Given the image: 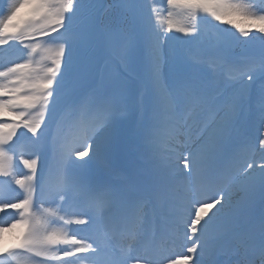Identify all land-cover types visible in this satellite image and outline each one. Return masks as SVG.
Listing matches in <instances>:
<instances>
[{
	"label": "snow or ice",
	"instance_id": "snow-or-ice-1",
	"mask_svg": "<svg viewBox=\"0 0 264 264\" xmlns=\"http://www.w3.org/2000/svg\"><path fill=\"white\" fill-rule=\"evenodd\" d=\"M0 3L5 5L0 10V46L18 44L29 49V55L45 53L39 65L28 59L0 70V176L14 177L13 155L21 138L38 149L41 138H46L53 167L59 165L60 172L57 191L47 193V178L37 174L39 157L20 161L28 169L23 178L15 179L23 195L19 202L0 205V212L11 208L18 218L0 226V235L21 226L27 231L14 249L0 247L4 256L0 264H10L8 258H15L19 251L42 258L39 264H77L89 255L106 257L99 264H141V260L143 264H181L179 258L162 253L122 257L103 243L92 247L65 231L74 222L105 234L129 233L144 218L150 200L173 199L169 189L176 179L171 173L177 152L184 159V176L199 170L216 189L206 200L189 201L193 210L185 227L195 240L187 252L195 256L198 247L202 253L207 251L196 264H264V159L258 175L253 174L256 162L247 160L240 166L242 151L233 146L237 122L258 99V139L264 150V57L235 64L230 29L219 28L227 24L246 41L264 43V0H166L163 33L157 28L155 11L147 20L133 16L108 23L86 0ZM118 6L130 7L127 0H119ZM178 11L192 22L175 28L187 37L201 34L197 22L202 16L211 18L207 23L219 33L213 55L181 61L174 51L165 50L171 39L165 33L173 31L172 18ZM231 17L249 23L242 27ZM118 41L122 42L118 45ZM53 43L58 45L55 50L42 48ZM113 55L118 58L117 73L100 74V60ZM222 67L229 72L240 68L243 79L221 74ZM141 88L145 99L133 103ZM132 111L139 120L129 127L126 121ZM20 129L25 131L17 136ZM181 149L188 152L187 157ZM116 161L127 166V174L118 172ZM114 175H120L119 182L112 179ZM38 191L37 211L45 195L59 202L58 210L33 215ZM236 193L244 197L239 206L233 203ZM74 202L86 203L93 214L87 219H65L60 213ZM213 208L216 211L208 216ZM163 215L179 219L178 207H166Z\"/></svg>",
	"mask_w": 264,
	"mask_h": 264
},
{
	"label": "rangeland",
	"instance_id": "rangeland-1",
	"mask_svg": "<svg viewBox=\"0 0 264 264\" xmlns=\"http://www.w3.org/2000/svg\"><path fill=\"white\" fill-rule=\"evenodd\" d=\"M136 3H137L138 14H140L143 20H147L149 16L153 14V11H155L157 28L163 33L166 27L167 19H168L167 11L165 10L166 0H136ZM4 8H5V5L3 4L0 7V10H3ZM204 18L206 21L211 20L210 17H204ZM172 19H173V31L170 33H165V35L171 37V39H169L167 41V44L165 45V50L174 51L178 59H180L181 61H186L187 59L185 58V51H186L185 48L188 44H190L192 40H194V38L187 37V36H184L183 33L176 32L175 28L189 25V22L187 21V16L179 11L174 14ZM219 28L225 29L221 25H219ZM211 30L214 33V37L212 38L211 43L205 44L207 45V51H205L204 53H207V54H210V53L214 54L215 50L213 48V44L217 40L218 35H219V33H217L215 28L211 27ZM228 36L231 40V56L233 57L235 64L243 65L246 62L260 60L262 57H264V43H262L259 39L248 40L247 48H245L244 51L241 53H236L235 46L237 44L238 38L240 37V33L238 32V30H230L228 32ZM121 42L122 41H118V43H121ZM57 46L58 45L53 43L43 48H51L55 50ZM256 47H258V49L260 50H257ZM19 49H20V45H18L14 51H19ZM14 51L9 52L8 56L5 57L4 62H0V70H3L7 66H10L11 64L15 62H24L27 60V57H23V59L21 60H15ZM107 58L108 60H110L109 56H107ZM236 58H237V61H236ZM232 70L235 71V68ZM112 75L114 74L112 73ZM252 110H253L252 113H247L245 117L243 118L242 127L237 132L235 143L233 146L236 148H240L243 142L248 141L252 144V140H254L255 144L250 145L247 149L249 150V153L251 155V157L249 156V160H253L256 162V167L252 169L251 171L252 173H255V172L259 173V164L262 161V159H264V150L260 148L259 139H258L259 136L261 135L260 114H259V103L258 102L253 101ZM250 128H251V131H250ZM20 130H18V132H20ZM196 131L197 130L194 128L193 135H195ZM181 150L184 151V156L186 157L188 152L183 149ZM173 156H174V159H172V172L179 171L181 175L183 171H186L183 168L184 159L182 158L179 159L178 156H176L175 154ZM84 159H88V157H85ZM78 162L82 163L83 161H78ZM14 165L15 164H13V168L11 169L14 173V177H7L6 182L0 185V205H3L4 203L10 204L13 202H19L21 196L23 195V189H21L19 185L15 183V179L20 178V177ZM201 176H202L201 172L196 176L195 174H193V170H192L191 176H187L186 179L190 181L192 185H194L195 180ZM118 181L119 180L117 179V182ZM184 182H186L185 179H184ZM52 185H53V179H51L48 182L47 188L50 189ZM57 189H58L57 185H55L54 188H52L54 192L57 191ZM240 194L241 193H236L234 194V196L238 197V195ZM236 199L233 201V203L236 201ZM47 203H48L47 200H44L42 204L40 205V207H38V211L36 210L37 208L34 209V212L37 216H44L50 211L58 210L59 202L53 203V200L51 199V203L50 204H47ZM70 213H75V215H68ZM62 214H65L67 218H70L73 221H75V219L77 218L87 219L90 215L93 214V212L90 206L87 205L86 203L74 202V203L67 205V212L66 213L61 212L60 215ZM186 216L189 219L190 214L187 213ZM17 218H18V213H16L14 209L6 208L3 212H0V226H4L8 224L10 221H14ZM91 228L96 230L97 233L101 232V231H98L96 227L94 226H92ZM26 231L27 229L21 226V227L11 230L10 232H4L2 235H0V247H3L10 241L21 239L22 234L25 233ZM65 231H66V234L70 237L71 232L66 229ZM106 237H107L106 234L102 235L101 238L96 239L93 242V244H91V246L96 247L98 244H101V243L106 245V243L102 242V239ZM75 238L79 239L78 237H75ZM79 240H82L86 245L89 243L84 238V236H82L81 239ZM192 244L193 242L191 243V245ZM107 246L109 247V244ZM188 256L189 258H187L186 260L187 264H196L197 258L203 259L205 257V253L204 252L202 253L201 248L198 247L197 253L195 254V256L191 253H189ZM191 257H193L194 259H192ZM8 259L10 261V264H39L38 261H35L31 259L30 257L22 255V254H18L15 258H8ZM72 259H75V258H72ZM101 259H104V257L86 258V259L79 260L77 264H99V261ZM45 264H51V263H45ZM53 264H57V262Z\"/></svg>",
	"mask_w": 264,
	"mask_h": 264
},
{
	"label": "bare ground",
	"instance_id": "bare-ground-1",
	"mask_svg": "<svg viewBox=\"0 0 264 264\" xmlns=\"http://www.w3.org/2000/svg\"><path fill=\"white\" fill-rule=\"evenodd\" d=\"M244 146H246V145L244 144ZM244 150H246V148H244ZM244 154L247 155V156L245 157V156L242 155V156H241V159H240V162H241V161H246V160L248 159V156L251 157L250 153H248L247 151H244ZM240 166H242V165L240 164ZM40 175H41V174H40ZM38 177H40V176H38ZM181 188L184 190V194H185L186 190H189L185 185H184V186H181ZM189 192H191L192 195L188 196L187 199H184V203H186L189 199H190V200H194V199L202 200V199H204L203 197H201L202 195L199 196V193H198V194H197V193H194V191H193L192 189H191ZM177 197H178V196H177ZM243 198H244L243 195H241V197L238 198V205H237V206H239V205L241 204ZM177 199L180 200L179 197H178ZM218 207H220V206L217 205V208H218ZM190 210L192 211L193 209L190 208ZM215 211H216V208L211 209V210L209 211L208 215H211V214H212L213 212H215ZM175 219H177V218H175ZM175 219H174V220H175ZM179 220L182 222V224L186 225V221H184L183 215L179 214ZM7 232H10V231H7Z\"/></svg>",
	"mask_w": 264,
	"mask_h": 264
},
{
	"label": "trees",
	"instance_id": "trees-1",
	"mask_svg": "<svg viewBox=\"0 0 264 264\" xmlns=\"http://www.w3.org/2000/svg\"><path fill=\"white\" fill-rule=\"evenodd\" d=\"M243 2H248V0H243ZM231 19H234L236 23H240V24H245V25H248V21L240 18V17H231ZM230 26V25H228Z\"/></svg>",
	"mask_w": 264,
	"mask_h": 264
}]
</instances>
